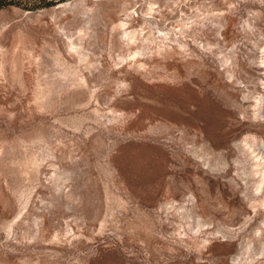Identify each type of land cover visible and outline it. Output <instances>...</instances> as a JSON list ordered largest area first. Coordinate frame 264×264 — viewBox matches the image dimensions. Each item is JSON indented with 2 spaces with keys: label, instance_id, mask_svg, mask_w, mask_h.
Here are the masks:
<instances>
[{
  "label": "rangeland",
  "instance_id": "1",
  "mask_svg": "<svg viewBox=\"0 0 264 264\" xmlns=\"http://www.w3.org/2000/svg\"><path fill=\"white\" fill-rule=\"evenodd\" d=\"M0 264H264V0H0Z\"/></svg>",
  "mask_w": 264,
  "mask_h": 264
}]
</instances>
